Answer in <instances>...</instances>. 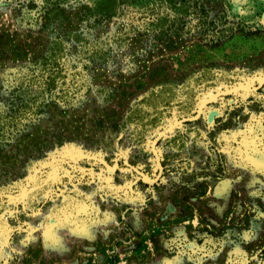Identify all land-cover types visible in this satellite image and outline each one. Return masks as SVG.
Here are the masks:
<instances>
[{
    "label": "rangeland",
    "instance_id": "374dc122",
    "mask_svg": "<svg viewBox=\"0 0 264 264\" xmlns=\"http://www.w3.org/2000/svg\"><path fill=\"white\" fill-rule=\"evenodd\" d=\"M102 1L0 0V264H264V0Z\"/></svg>",
    "mask_w": 264,
    "mask_h": 264
},
{
    "label": "trees",
    "instance_id": "16d2710c",
    "mask_svg": "<svg viewBox=\"0 0 264 264\" xmlns=\"http://www.w3.org/2000/svg\"><path fill=\"white\" fill-rule=\"evenodd\" d=\"M63 0H45V7H43V14L42 19L44 20V27H48L56 23L60 20V18L65 17V11L62 8V2ZM174 0H168V2H173ZM114 0H103L101 3V6L98 5L95 9L87 8L83 10L82 16L87 18L90 14L95 15L97 17H100L101 20L109 18V16L112 15L114 11V7L112 3ZM194 8H198V2H195ZM205 14V10L202 8L201 10ZM205 17H200V20H205ZM62 20H60L61 22ZM165 21V20H163ZM205 22L208 24H213L212 22ZM204 23V22H203ZM213 33L209 36H204L202 40H207L206 44L209 46H216L218 43H220V40H222L218 33L214 30ZM161 35H164V31H160ZM171 42V40H169ZM45 54L40 55L41 62V68H42V75H41V84L44 88L50 89L55 82V73L57 69L56 67L59 64V59L61 58V54L63 52V43L62 40L58 38H54L52 41H49L47 47H45ZM99 55H97L98 59H105L106 53H101V50L96 51ZM154 94H152L153 96ZM155 96V95H154ZM14 114V113H13ZM13 118V116L11 117Z\"/></svg>",
    "mask_w": 264,
    "mask_h": 264
}]
</instances>
